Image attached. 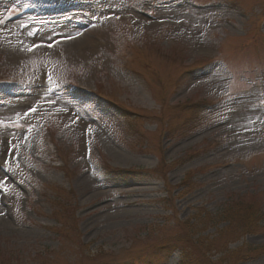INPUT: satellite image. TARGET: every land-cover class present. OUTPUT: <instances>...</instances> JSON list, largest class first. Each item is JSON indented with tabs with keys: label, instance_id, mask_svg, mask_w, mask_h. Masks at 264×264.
<instances>
[{
	"label": "rangeland",
	"instance_id": "1",
	"mask_svg": "<svg viewBox=\"0 0 264 264\" xmlns=\"http://www.w3.org/2000/svg\"><path fill=\"white\" fill-rule=\"evenodd\" d=\"M237 201L264 247V0H0V264H179Z\"/></svg>",
	"mask_w": 264,
	"mask_h": 264
},
{
	"label": "trees",
	"instance_id": "2",
	"mask_svg": "<svg viewBox=\"0 0 264 264\" xmlns=\"http://www.w3.org/2000/svg\"><path fill=\"white\" fill-rule=\"evenodd\" d=\"M223 213L198 215L195 219L199 218V222L197 223V220H195L190 227L193 229L194 225L202 226L215 222L224 224V228L219 230L214 238L208 239L198 236L190 244L188 242L178 245L167 243V246H171V253L180 252L179 264H234L264 253V247L246 246L235 251L229 250V246L237 238L257 231L261 222L259 210L251 204L237 201L229 204ZM222 218H224L223 221ZM204 230L202 229L201 233ZM195 235L199 234L196 233ZM195 251H198V256L194 255ZM213 252L222 256L216 262H212L210 259Z\"/></svg>",
	"mask_w": 264,
	"mask_h": 264
},
{
	"label": "bare ground",
	"instance_id": "3",
	"mask_svg": "<svg viewBox=\"0 0 264 264\" xmlns=\"http://www.w3.org/2000/svg\"><path fill=\"white\" fill-rule=\"evenodd\" d=\"M66 32H70L71 31H66ZM72 32H75V31H72ZM87 39H80V40H74V41H71V42H64V43H56L54 45V49H60L61 51H69V52H72V51H76V50H80L82 48H84L85 46H87V43L86 42H89V41H86ZM63 49V50H62Z\"/></svg>",
	"mask_w": 264,
	"mask_h": 264
},
{
	"label": "snow or ice",
	"instance_id": "4",
	"mask_svg": "<svg viewBox=\"0 0 264 264\" xmlns=\"http://www.w3.org/2000/svg\"><path fill=\"white\" fill-rule=\"evenodd\" d=\"M51 46H52V45H49V47H51ZM34 47H39V45L30 46V50H32V48H34ZM32 111H36V109L33 108Z\"/></svg>",
	"mask_w": 264,
	"mask_h": 264
}]
</instances>
